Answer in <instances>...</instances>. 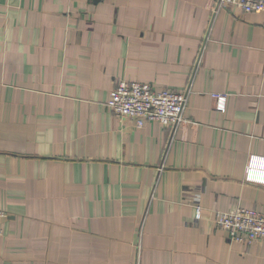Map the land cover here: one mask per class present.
Instances as JSON below:
<instances>
[{
  "label": "crops",
  "instance_id": "obj_1",
  "mask_svg": "<svg viewBox=\"0 0 264 264\" xmlns=\"http://www.w3.org/2000/svg\"><path fill=\"white\" fill-rule=\"evenodd\" d=\"M120 80L185 89L186 122L118 118ZM252 158L264 168V12L0 0V264H264V241L216 224L264 213Z\"/></svg>",
  "mask_w": 264,
  "mask_h": 264
},
{
  "label": "built area",
  "instance_id": "obj_2",
  "mask_svg": "<svg viewBox=\"0 0 264 264\" xmlns=\"http://www.w3.org/2000/svg\"><path fill=\"white\" fill-rule=\"evenodd\" d=\"M215 6L216 10L238 7L247 13L264 12V0H215ZM215 96L218 98V108L223 110L226 96ZM187 100L185 89L156 90L151 83L120 80L111 93L108 106L115 116L130 119L139 128L149 121H158L175 129L186 122L184 112ZM246 180L264 182V168L257 169L254 158L250 159L246 169ZM195 207L196 219L199 220L203 216V207L200 203ZM216 215L217 226L223 229L231 240L249 246L264 241V213L237 207L230 211H218ZM3 216H6V213L0 209V217Z\"/></svg>",
  "mask_w": 264,
  "mask_h": 264
}]
</instances>
